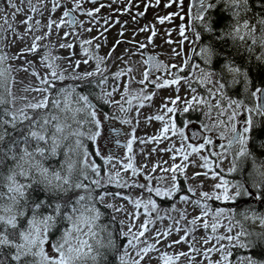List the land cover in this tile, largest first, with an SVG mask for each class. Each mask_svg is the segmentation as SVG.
<instances>
[{
    "label": "snow or ice",
    "instance_id": "6c2138e0",
    "mask_svg": "<svg viewBox=\"0 0 264 264\" xmlns=\"http://www.w3.org/2000/svg\"><path fill=\"white\" fill-rule=\"evenodd\" d=\"M10 7L16 9V5L11 0H6ZM95 3V0H92ZM159 3V0H157ZM177 4L179 11L172 13L168 17L160 18L159 22L163 24L165 20L171 21L172 16H179L183 21L185 16L184 0H169L167 7ZM59 7V0H53L52 12ZM80 8L77 3L74 9H70L63 13V17H68L65 21L63 18L59 23L49 19L46 27L51 29L53 24L57 29L67 23L69 26L77 23L75 17H72V11ZM2 10V9H0ZM33 11L36 9L33 8ZM99 8L95 9L99 12ZM19 11V9H17ZM219 12L220 17L215 20L211 13ZM250 0H189L187 17L191 23L187 26L181 25L179 34L182 37L181 46L188 42L195 44L193 48L194 55L200 57L208 68H200L199 64L193 65L200 68V76L198 82L201 85L212 84L213 88H208L209 96L216 99L213 104L207 99H202L196 95V89L192 87L189 78L184 77L185 84L193 93L191 99L183 101L184 107L178 109L177 105L181 101L179 95L175 99H169L162 106L167 113L181 114L191 111H199V106L206 105L208 111L205 113L211 119V113L215 111L216 122L202 127L205 131L213 129L219 132V139L226 140L227 143H221V152L212 151L210 156L216 157L213 162L209 161V157L201 155L205 145H212L211 138L205 136L204 142L199 146L186 144L187 137L184 132L177 128L175 122L169 118L164 123L161 136L164 139H170L167 135H179L181 138V147L164 149L163 151L172 152V159L175 161L177 156L181 157L180 163H173L169 168H160L162 172L170 173V180L166 188L153 187L151 174L143 173V168L147 165L137 167L134 165V156L132 153L133 143L137 137H132L127 141L126 147L129 155L125 158L127 162L113 154L107 156L101 152L98 139L103 134V121L116 119V117L104 114L101 117L99 107L92 102L88 95H81L76 92L75 87H57V81L66 79L63 72H58V66L54 62H47L49 56L45 55L41 63H45L50 70L47 76H39L36 72L32 74L38 76L40 83L44 87L26 88L25 91H34L40 93V96L33 97V101H29L20 108L14 105L12 101L6 100L0 95V264H105L107 259L106 251H111L116 255L118 264H140L145 257L151 259L149 255L152 251H158L155 244H148L147 241H141L145 232L150 231L148 224L153 223L147 220L140 225L137 232L132 229L135 224L128 225V231L121 230L120 236L127 241V247L122 249L117 245L116 241L109 235L107 241L99 236V232L103 228H99L97 221L103 215L96 206L97 203L104 207L112 209L113 212H124L123 206L117 207L112 203H107V198H120L129 203H133L135 209L143 208L145 214L157 209L156 202L151 195L144 199H136L133 201L130 196L123 192H109L106 189L109 186L117 188H140L149 194H154L161 198H174L178 193L179 200L184 203L191 202L192 205L201 209V215L194 217L189 223L193 225V229L177 228L176 231H184L185 236L180 239L171 241L167 246L173 247L181 243H189L188 235L194 231L197 222L202 221V227L206 230L211 229L215 235L212 237L205 236L203 243L208 244L211 240H215L211 248L204 250L205 258L210 259L209 253L213 251L220 253L218 261H211L210 264H264V259L252 256L250 253L257 247L264 246V232L254 233L245 227L244 221L259 222L264 228V214L257 213L248 209L245 211H237L235 213L226 211L223 208L216 209L211 213V221L207 219L210 214V205L207 201L216 200L224 203H236L237 201L248 197L252 200L264 201V158L257 157L253 148L264 151V140L259 135H254L264 131V87L252 88V81L249 77L248 70L240 67L233 59H230L226 52H232L233 55L244 56L249 62L254 59L258 65H264V15L256 17L250 15ZM88 16L94 15L92 11L86 13ZM221 17H227L228 22L222 27L215 26L216 20ZM29 16L21 21L27 25V31L31 32L33 26ZM7 23V17H5ZM36 26L40 25V21H36ZM186 27L192 31L194 39H190L186 35ZM11 28V25H9ZM92 29H87L91 31ZM141 31H148L147 28ZM205 34L209 37L204 41ZM69 34L65 33L67 38ZM123 35V33H121ZM152 31L149 37V43H152ZM170 35V33H169ZM23 39V36L20 37ZM45 37H35V41L44 39ZM33 42L30 47L21 50L20 53L12 57V59L24 58L28 53L38 51V44ZM171 44L172 41L168 40ZM121 41H117V45ZM84 44L91 45L92 40H85L81 44L83 54L87 57L83 61H72L71 55L69 62L72 65V79L78 81H87L92 83L89 78L99 75L101 79L95 81L97 87L107 83V77L103 75L104 69L101 64L104 63L105 57L96 55L83 48ZM61 48L72 49L73 44H61ZM99 48V45H96ZM145 45L141 44L140 48ZM224 48L225 51H220ZM115 48H113V51ZM259 50V52H258ZM258 52V54H257ZM176 56H181L182 51L173 49ZM111 56V52L109 53ZM9 59L7 55H0V63ZM53 61L57 58H51ZM95 60V69L93 71L79 73L76 71L81 63L88 64L89 60ZM215 60H221V69L226 70L230 75V80L224 79L223 71H211V66ZM29 65L31 61H26ZM146 63H150L154 71L167 70L166 66L156 61L155 57H149ZM190 59H185L184 65L190 64ZM171 68L183 72L184 67L172 64ZM22 70L27 72L28 68L22 66ZM122 73H116L115 78L119 79ZM149 73H144V80L149 79ZM4 76V72L0 71V77ZM217 79L213 80V77ZM172 79H162L157 77L160 82L156 83V88L169 87L171 85H179L181 77L172 73ZM144 80L140 83H144ZM238 84H243L244 94L247 99L252 102L249 106L243 100L232 99L225 91L226 88H235ZM3 81H0V87H3ZM107 91L101 87V96L98 97L102 103L108 105L119 104L120 111L127 114L132 109V99L124 101L128 107L124 106L121 101L111 99L113 92ZM179 92V88H177ZM127 88L122 94L121 100L127 95ZM9 95L11 92L9 90ZM138 99L140 103L138 108L144 107L143 101H151L152 95L138 94L133 97ZM227 101V106L224 102ZM172 106L169 107L168 104ZM5 105H12L6 107ZM246 113L242 121V127L238 128L241 114ZM226 117V119H225ZM148 119L165 120L164 115L149 117ZM122 123L129 124L131 120L121 119ZM190 124L191 121H188ZM115 131V130H114ZM96 145L94 155L104 161V165H111L106 171L101 165H97L94 160L90 159L93 153L87 149L84 139ZM161 137L150 138L149 140H141V143H150L154 139L160 141ZM117 145L120 144L116 140ZM155 151V149H153ZM199 156L203 163L197 164L195 160H190L193 155ZM229 154L232 159L230 167L227 169L228 174H239L243 172L245 164L251 162L252 169L244 176L243 180L232 182L224 179L221 173L212 168L211 164L215 163L216 168H220V163ZM164 163H167L165 161ZM77 164H80L79 176L73 179V173L77 171ZM120 165L125 172L131 170L133 177L143 174L147 184H139L133 181L129 184L123 179L121 171L117 169ZM160 165H153L151 172H156ZM189 167H199L207 169L204 172H194L191 176L187 174ZM113 169H116L115 171ZM103 171V174H102ZM91 173V174H90ZM211 178L217 182L212 186L211 192L200 191L199 198L191 200L185 192L196 195V188L188 184V181L196 180L199 177ZM161 182L168 179L166 177L159 178ZM87 181V183H85ZM183 181V186L181 182ZM203 181H200L198 187L202 188ZM103 189L104 191H99ZM259 193V196H257ZM131 215V214H129ZM140 213L137 212L136 219ZM239 216L241 219H237ZM181 218H186L183 213ZM221 218L228 220L226 228L227 234H218V227L221 224ZM115 219V216H113ZM179 224V221H175ZM99 228V231L97 230ZM238 229V230H236ZM235 230V231H234ZM171 229L161 233L157 231L153 239L156 243H162L161 237L167 239L171 234ZM227 240L228 243L221 244V241ZM143 243L144 247H139ZM131 247L136 256L140 260H133L128 252ZM192 251L199 252L194 245L189 244ZM106 250V251H105ZM242 250L240 254L237 251ZM187 253H179L176 257L163 255L161 258L164 264H175L179 256H187ZM234 257V258H233Z\"/></svg>",
    "mask_w": 264,
    "mask_h": 264
},
{
    "label": "rangeland",
    "instance_id": "374dc122",
    "mask_svg": "<svg viewBox=\"0 0 264 264\" xmlns=\"http://www.w3.org/2000/svg\"><path fill=\"white\" fill-rule=\"evenodd\" d=\"M0 6V55H7L9 59L0 63V71L4 72V76L0 77V81H3V87H0V95H3L6 100L12 101L14 99V105L16 108H20L29 101H33V97H39L40 93L34 91H25L26 88H39L44 87L40 83L38 76L33 75V72H36L39 76H47L49 74V69L46 67L45 63H41L45 55L49 56L47 62H54L58 68V72H63L66 79L64 81H57V87H75L76 92L81 95H88L91 100L99 106L101 117L104 114L109 116L116 117V119L104 120L103 121V134L98 139V144L102 153L105 156L108 155V148H113L112 144L109 143L108 136L111 133V129H118V131L123 130L120 139L127 144V141L134 135L137 137L136 141L133 143V150L131 155L134 156V165L140 167L141 165H147L143 168V173L151 174L154 178L151 181L153 187L166 188L170 180V173L162 172L160 168H169L173 163H180L181 157L178 155L177 159L174 161L171 157L172 152L163 151L164 149L181 147V138L179 135H172L169 132L167 135L170 139H164L161 136L164 123L171 118L177 128L182 130L187 137V140L184 142L186 144H192L193 146H199L204 142V139L196 133V127L202 129L203 134L212 139V145H205L204 149L201 151V155H206L209 157V161L213 162L216 160V157L210 156L209 153L212 151L221 152L220 148L221 143L226 144L227 141H221L219 139V132L215 129L212 131H205L202 125L204 124H214L216 122V113L213 111L211 113V119L205 113L208 111L206 105L199 106V111H191L195 113V117L199 115L198 120L188 123L189 120H181L178 123V116H182L180 111H177L175 115L172 113H167L166 110L162 107L166 101L169 99H175L177 95L181 97V101L177 105L178 109H182L185 105L183 101L185 99H191L193 93L189 89L188 85L185 82H181L179 85H171L164 88H156V83L160 82L157 80V77L162 79L171 80L172 75H157V77H152L149 75L148 80H144V73L146 72L147 65L144 62V59L137 54L135 51L137 48H140V45H145L146 48L151 49L157 56L162 57L169 66L176 64L178 66H183L186 70L188 65H184L185 59H191L194 55L192 49L196 47L195 44H189L185 42L181 46L180 41L182 37L179 34V29L181 25H189L191 21L187 17L189 0H184V11L181 13L185 16V19L182 21L179 16H172L171 21L165 20L163 24L159 22L160 18L168 17L172 13L179 11L177 4H172L171 7H167L169 0H95V3L92 0H59V7L55 12H52L53 0H11V3L15 4L16 9L9 6L6 0H1ZM80 4V8L72 11V14L75 15L77 19L76 25L69 26L67 23L63 27L57 29L55 24H53L50 35L45 36L46 33H49V29L46 25L49 23V19L56 21L57 23L63 18L67 21V17H63V13L70 9H74L76 4ZM36 10L33 11L32 9ZM99 8V12H96L95 9ZM19 9V11H17ZM92 11L94 15L88 16L86 13ZM31 17L29 22L33 26V30L28 32L27 25L21 23L28 17ZM5 17H7V23H5ZM36 21H40V25L36 26ZM11 25V28H9ZM147 28L148 31H141V29ZM87 29H92L87 31ZM152 31H155L156 35L152 36V43H149V37L151 36ZM65 33L69 35L65 37ZM123 33V35H121ZM170 33V35H169ZM186 35L190 39H194L192 31L186 27ZM23 36V39L20 37ZM45 37L39 41H35V37ZM85 40H92V44H84L83 48L87 49L91 53H95L101 57H105V61L101 64V68L104 69L103 75L107 77V83L101 87L105 88L107 91H112L113 88L117 90L113 92L111 99L116 101H124L132 99V109L127 114L120 111V105H108L102 103V100L99 99L101 94V87H97L95 81L101 79L99 75L89 78L92 80V83L87 81H78L72 79V65L69 62V56L71 55L72 61H83L87 57L83 54L81 44ZM171 40L172 43L169 44L166 41ZM38 44V51L35 53H28L24 58L12 59L13 56L20 53L21 50L26 49L31 46L33 42ZM117 41H121L117 45ZM73 44L72 49L61 48V44ZM99 45V48L96 47ZM113 48L115 50L113 51ZM173 49L177 51H182L181 56H176L173 53ZM111 52V56L109 53ZM259 52V50H258ZM257 52V54H258ZM51 58H57L54 61ZM26 61H31L29 65ZM200 65V64H199ZM22 66L28 68V71L25 72L22 70ZM95 60H89L88 64L81 63L80 67L76 70L79 73L93 71L95 69ZM200 68L201 65H200ZM200 68L194 67V76L192 77V87L196 89V95L202 99H207L215 104L217 101L214 97L209 96L207 89L214 87L212 84L201 85L198 82V77L200 76ZM212 71V68L209 69ZM122 73L119 79L115 78L116 73ZM226 75V81L230 80L231 77L226 70L223 71ZM217 77H213V80ZM144 80V83L140 81ZM127 88V95L124 96V100H121L122 94ZM179 88V92H177ZM233 90L234 88H226L227 90ZM9 90L11 95H9ZM86 94H83V92ZM141 95H152L151 101H143L144 107L138 108L140 101L134 99L133 97ZM245 95V94H243ZM234 99V98H232ZM238 99V98H235ZM246 104L250 106V101H245ZM12 105H7L11 107ZM124 106L127 108V103H124ZM169 107L172 105L169 103ZM224 106H227V101L224 102ZM157 115H164L165 120L160 121L156 119H148L149 117H155ZM246 116V113L241 114L239 118L240 123L242 119ZM121 119H129L131 123L125 124L121 122ZM226 119V117H225ZM192 121V120H191ZM238 123V126L240 125ZM242 125V124H241ZM192 130V131H191ZM195 131V132H193ZM195 133V134H194ZM161 137L159 142H156L154 139L150 143H141V140H149L150 138ZM84 143L93 155L90 156L91 160H94L97 165H101L102 169L106 171L111 165H104V161L99 157L94 155V149L96 145H93L86 138ZM155 149V151H153ZM122 155L120 157L124 163L127 162L125 158L129 155L127 149L118 150ZM111 154L117 156L114 151ZM119 157V156H117ZM232 159L231 154H229L225 159L220 163V168H216L215 163H212L211 166L216 171L224 169L221 173L224 179H228L232 182L243 180L244 178L239 176L238 178L233 177L232 174H228L227 169L231 166L230 161ZM190 160H195L197 164L203 163L200 161L199 156L193 155L190 157ZM167 161V163H164ZM159 164L160 167L157 168L156 172H151L153 165ZM80 164H77V171L73 173V179L76 176H79ZM252 169V166L250 167ZM117 169L121 171L122 177L129 184L133 181H136L139 184H147L148 181L144 179V175L140 174L135 177L131 175V170L125 172L120 165H117ZM245 169V168H244ZM114 171L116 169H113ZM207 169L199 167H189L187 169V174L189 176L194 172H204ZM250 170V169H249ZM91 174V173H90ZM103 174V171H102ZM166 177L168 179L163 182L160 181V177ZM200 181H203L202 188L198 187ZM216 180L211 178H205L203 176L197 178L196 180H189L188 184L196 188V195L193 196L192 193H182L190 197V201L199 198L200 191L211 192L212 186L216 183ZM87 183V181H85ZM183 184V181H182ZM109 192H123L124 194L131 197L133 201L136 199L146 200L149 195L156 202L157 209L155 211H150V214H145L143 208L137 210L135 209L133 203H129L126 200L120 198L112 199L111 197L107 198V203H112L117 207L123 206L125 209L124 212H113L112 209L104 207L102 204L97 203V207L106 211L103 213L100 220L104 217H108V212L111 214V221L116 223L118 226V231L116 234H111L112 237H118L119 241L122 238L120 236L121 230L123 232L128 231L129 224H135V227L132 231L135 233L140 229V225L145 223L147 220H152L153 223L148 224L150 231L145 232L144 237H141V241H147L148 244H155L158 251H152L149 255L151 259L145 257L144 260L140 261V264H164V260L161 258L163 255L176 257L179 253H187V256H179V259L175 261V264H210L211 261H218L220 259V253L213 251L209 253V257L205 258L204 250L211 248L213 244L216 243L215 240H211L210 243L204 244L203 238L208 236L212 237L213 234L211 229L206 230L202 227V221L197 222V226L194 231L188 235L189 243L177 244L173 247H168L167 245L174 240L180 239L181 236H185L184 231L177 232V228L181 229H193V225L189 222L197 216L201 215V209L195 207L189 203H184L179 200L178 193L174 198H161L157 197L154 194H149L146 191L140 188H117L112 185L107 189ZM99 191H104L103 189ZM259 196V193H257ZM210 205V214L207 217L211 221V213L216 209L223 208L226 211H231L233 213L237 211H245L248 209L254 210L257 213L264 214V201L262 200H252L251 198L245 197L236 203H224L221 201L210 200L207 201ZM137 212L140 213L139 218L136 219ZM186 218H181V214ZM131 214V215H129ZM115 216V219H113ZM237 219H240L237 216ZM175 221H179V224H176ZM99 221H97L98 223ZM254 224V230H259L264 232V228L261 227L259 222H250ZM221 224L223 226L218 227V234H227L226 228L228 226V220L221 218ZM171 229V234L167 239H162V243L157 244L156 240L153 239L154 234L157 231L161 233ZM238 230V229H236ZM235 231V230H234ZM123 239V238H122ZM221 244H227L228 241L224 240L220 242ZM189 244L194 245L196 249L200 251H192L189 247ZM118 245V244H117ZM143 243L139 244V247H144ZM127 247V243L124 246ZM128 252L130 257L133 260H140L136 256L135 251L128 247ZM237 254V253H236ZM234 258V257H233Z\"/></svg>",
    "mask_w": 264,
    "mask_h": 264
},
{
    "label": "trees",
    "instance_id": "16d2710c",
    "mask_svg": "<svg viewBox=\"0 0 264 264\" xmlns=\"http://www.w3.org/2000/svg\"><path fill=\"white\" fill-rule=\"evenodd\" d=\"M1 3H2V1L0 0V6H1ZM250 8H251L250 15H254L256 17H260V16L264 15V0H250ZM211 15L213 16L214 20L217 17H220L219 12L211 13ZM226 22H228V18L227 17H221L220 19L216 20L215 26L220 28ZM206 38L209 39V37H206ZM238 65L240 67L248 70L249 77L251 78V81H252V88L253 89H255L256 87H264V65H258L256 61L254 62V64L253 63L249 64L248 60H246L245 63L239 62ZM218 70H219L218 66L216 68H214V71L218 72ZM90 91H92V89L89 90L88 94H86L83 91L82 92H83V94L89 95ZM226 92L229 93L231 98H234V99L238 98V100H243V101H247V102L250 101L249 99L246 98L245 95H243L244 94L243 84H238L233 90L228 89ZM251 104H252V102H251ZM5 106L7 107V105H5ZM254 135H259V138L261 140H264V131H262L260 133H256ZM253 150L256 152L257 157L264 158V151H260L259 149H256V148H253ZM251 166H252L251 162H247L245 164V167H244L245 169H243L242 173L232 174V176L236 177V178L241 176L244 178V176L251 171V168H250ZM77 177L78 176H76L75 179ZM181 184H182V182H181ZM182 186H183V184H182ZM99 209L102 212L107 213V210L104 211L100 207H99ZM107 216L108 217H104L102 220H99V222L97 223L99 228L104 229L103 231L99 232V236L101 239H103L105 241H107L110 233L116 234V232H119L118 231L119 228L116 225V223L115 222L113 223L111 221L112 217H111V214L109 212H108ZM244 224H245V227H247L249 231H252L254 233L261 232L259 230H254L253 229L254 224H252V223L244 221ZM99 228L97 229L98 231H99ZM112 238L116 241V243L118 244L119 247H122V246H124L125 243H127V241L124 238L123 239L121 238L120 241H119L118 237H112ZM240 252H242V250L237 251V254H240ZM250 254L256 258L264 259V246H260V247L255 248ZM106 257H107V259L105 261V264H118V261L116 260V255L113 252L106 251Z\"/></svg>",
    "mask_w": 264,
    "mask_h": 264
},
{
    "label": "flooded vegetation",
    "instance_id": "af4514ba",
    "mask_svg": "<svg viewBox=\"0 0 264 264\" xmlns=\"http://www.w3.org/2000/svg\"><path fill=\"white\" fill-rule=\"evenodd\" d=\"M75 16V15H74ZM76 19V18H75ZM76 21H77V19H76ZM227 23V22H226ZM225 23V24H226ZM76 25V24H75ZM206 37H208L206 34H205V37H204V41H207V39L208 38H206ZM197 47V46H196ZM140 50H146L147 52H150L153 56H155V57H158V58H160L159 56H157L156 54H154V52L153 51H151V49H148V48H146V47H144V48H141V49H139V48H137L136 49V53L137 54H139L143 59H144V62H145V64L147 65V69H146V72H148L149 73V70H150V67H149V65H148V63H146V61L148 60L147 58H146V55L144 54V53H141L140 52ZM220 51H225V49L224 48H221L220 49ZM226 55L230 58V59H233L237 64H239V62H242V63H245L246 62V60L247 59H245V56L247 55L246 53H245V55L244 56H241V55H233V53L232 52H226ZM160 59H162V60H164L162 57L160 58ZM190 61H191V63L190 64H188V66L189 67H187L186 68V70H184L183 72H178V75L181 77V82H184V77H187V78H189V79H192V77L194 76L193 74H194V67H193V65H195V64H200L201 65V67L202 68H208V66L207 65H205L204 64V62L200 59V57H198V56H196V55H193L192 57H191V59H190ZM165 64H167L165 61H163ZM249 62V61H248ZM254 62H255V60L254 59H252L250 62H249V64H251V63H253L254 64ZM221 63H222V61L221 60H215L214 62H213V64H212V66H211V68H212V71H214V68H216L217 66L219 67V70H218V72L219 71H224V70H222L221 69ZM168 66H169V64H167ZM170 67V66H169ZM177 72V69H175V68H171L170 67V70L168 71V72H166L164 75H172V73H176ZM150 74V73H149ZM161 74H163V72L161 71L160 73H157V74H155V75H152V74H150V75H152V77H157V75H161ZM223 74H224V72H223ZM226 78V75L224 74V79ZM251 79V78H250ZM226 80V79H225ZM228 95H229V93H228ZM230 96V95H229ZM90 99H91V97H90ZM93 102V101H92ZM94 103V102H93ZM95 104V103H94ZM97 105V104H96ZM98 106V105H97ZM250 106H252V104H251V101H250ZM99 107V106H98ZM177 116H178V123L181 121V120H189V121H191V122H194L195 120H198V118H199V115L197 116V117H195V113L193 114V112H187V113H185V114H183L182 116H180V115H176V118H177ZM244 119V118H243ZM243 119H242V121H243ZM242 123H240V125L238 126V128L239 127H242V125H241ZM115 130V131H114ZM192 131V130H191ZM203 130L200 128H198V130H197V127H196V133L198 134V135H200V137L201 138H203L204 139V137H205V135L203 134V132H202ZM193 132H195V131H193ZM121 134H123V130H121V131H118V129H111V133H110V135L108 136V142L109 143H111L112 144V146H113V148H108V154H111V152L112 151H114V153L116 154L117 153V156H119V158L120 157H122V155L119 153V151L118 150H124V149H127V147H126V143L124 142V141H122L121 139H120V136H121ZM195 134V133H194ZM116 140H119L120 141V144L119 145H117L116 143H115V141Z\"/></svg>",
    "mask_w": 264,
    "mask_h": 264
},
{
    "label": "water",
    "instance_id": "95a60500",
    "mask_svg": "<svg viewBox=\"0 0 264 264\" xmlns=\"http://www.w3.org/2000/svg\"><path fill=\"white\" fill-rule=\"evenodd\" d=\"M71 15H72V14H71ZM72 17H73V15H72ZM72 26H74V25H72ZM140 52H141V53H144V54L146 55V58H147V59H148L149 57H155V56H152V54H151L150 52H147L146 50H141ZM155 58H156V61H157V62H160V63H162V64L168 66L167 64L163 63L162 59L160 60V59L157 58V57H155ZM148 65H149V67H150L149 73L152 74V75H155V74H157V73H159V72H161V71L165 74V73L168 72V70H169V67H168L167 70H161V71L157 72V71H154V70H153L152 65H151L150 63H148ZM175 74L178 75L177 72H176ZM178 76H179V75H178Z\"/></svg>",
    "mask_w": 264,
    "mask_h": 264
}]
</instances>
